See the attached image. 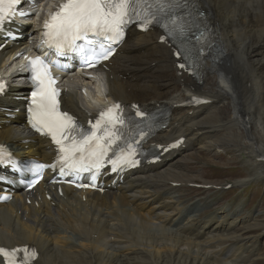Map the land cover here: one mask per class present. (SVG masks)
Segmentation results:
<instances>
[{
    "label": "bare ground",
    "instance_id": "6f19581e",
    "mask_svg": "<svg viewBox=\"0 0 264 264\" xmlns=\"http://www.w3.org/2000/svg\"><path fill=\"white\" fill-rule=\"evenodd\" d=\"M200 2L208 10L214 45L197 79L178 69L172 49L160 43L161 32L132 30L103 75L100 94L92 99L96 105L78 79L67 81L62 99L65 110L83 119L111 101L168 109L165 129L151 142L169 145L185 138V146L104 195L62 187L59 197L52 187L41 184L31 205L24 195L16 196L13 203L0 206V247H36L39 258L34 264H252L246 253L257 247L264 233L250 240L237 229L258 226L259 215L250 212L240 220L236 216L241 209L229 216L219 214L231 211L226 207L203 218L201 213L205 216L209 206L186 204L183 188L196 182H183L184 171L193 175L186 167L181 170L185 157L176 159L202 150L234 148L238 153L246 151L255 170L254 176L237 184L264 178V0ZM18 51V47L8 49ZM3 56L0 70L6 67ZM19 91L0 99V143L17 157L51 162L49 143L28 131L22 113L16 119L7 117L6 109L13 114L21 109L13 100ZM193 96L210 104L185 106ZM0 264H5L1 257Z\"/></svg>",
    "mask_w": 264,
    "mask_h": 264
},
{
    "label": "snow or ice",
    "instance_id": "6c2138e0",
    "mask_svg": "<svg viewBox=\"0 0 264 264\" xmlns=\"http://www.w3.org/2000/svg\"><path fill=\"white\" fill-rule=\"evenodd\" d=\"M186 2L187 0H66L45 24L46 40L50 42V46L54 42L58 51L65 46H73L77 40L85 42L98 62L99 59H107L111 55L114 51L112 44L119 43L127 27L133 23L146 28L148 24L155 22L165 29L169 37H182L187 31V26L177 9ZM20 3L22 0H0V24L15 15L14 6ZM20 14L26 15L23 12ZM76 47L84 50L81 45ZM176 55L179 57L181 52L177 51ZM87 59H91V56ZM30 64L33 67L32 79L36 89L27 109L29 122L36 131L49 135L58 146L59 170L62 175L65 174V168L69 170L68 174L75 173L77 176L82 171L94 169L99 172L106 161L112 165L113 171L139 163L136 159L137 149L133 143L122 145L119 142L122 137L116 129L118 125L124 124L120 105H113L107 112L101 113V119L91 126V130L85 131L77 125L71 115L59 110L56 99L58 92L52 87L55 80L45 61L37 57ZM179 67L184 68L185 65L180 64ZM3 87L0 83V91ZM136 115L143 117L144 113L137 111ZM109 152L112 155H109ZM3 157L4 150L0 147V163L4 162ZM37 167L55 169L57 165ZM92 179L95 180L96 176L93 175ZM16 253L24 254L18 264H27L36 256L34 249L0 248V255H3L9 264H12Z\"/></svg>",
    "mask_w": 264,
    "mask_h": 264
},
{
    "label": "rangeland",
    "instance_id": "374dc122",
    "mask_svg": "<svg viewBox=\"0 0 264 264\" xmlns=\"http://www.w3.org/2000/svg\"><path fill=\"white\" fill-rule=\"evenodd\" d=\"M145 106L152 107L150 104H146ZM245 155H247L246 151L242 154V152L238 153L234 148H229L228 150L219 148L215 149L214 152L202 150L191 157L182 154L176 160L179 161L185 157L186 162L185 160L181 161V170L183 171V168L186 167L187 171L190 172L189 174L193 175L191 177L184 171L183 182L189 180L196 182L190 184V188H183V193L187 195V200L190 202L188 203L185 199L186 204L194 205V202H199L200 204L208 205L209 209L205 216L201 213L203 218L217 212H223V209L226 207H229L231 211L219 214H227L229 216L234 214L236 210L241 209V214L236 216L240 220L245 219L250 212L257 213L259 217L257 218L258 222L255 224L258 226L251 228L240 226L237 229L238 234L242 235L243 238L252 240V237L264 233V178L259 181L255 180L245 184H237L239 186H236V182L238 183L241 179L255 175L253 165L248 162L249 158ZM204 183L207 184L206 186L214 188L197 189L193 187L195 184L204 185ZM229 184L233 188L227 190L226 185ZM253 221L247 224L251 225L255 222ZM255 247L251 246L250 250L248 249L251 254L249 252L246 254L250 255L253 259L252 264H264V238ZM257 249H259L258 256H256Z\"/></svg>",
    "mask_w": 264,
    "mask_h": 264
}]
</instances>
